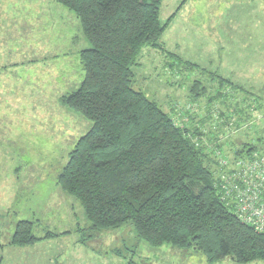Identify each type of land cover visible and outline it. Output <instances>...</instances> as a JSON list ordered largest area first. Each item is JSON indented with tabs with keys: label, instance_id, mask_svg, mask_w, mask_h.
Instances as JSON below:
<instances>
[{
	"label": "rangeland",
	"instance_id": "rangeland-1",
	"mask_svg": "<svg viewBox=\"0 0 264 264\" xmlns=\"http://www.w3.org/2000/svg\"><path fill=\"white\" fill-rule=\"evenodd\" d=\"M159 19L168 22L160 47L142 49L133 88L197 129L206 152L262 145L264 0H162ZM88 47L75 15L53 0H0V264H239L151 247L130 225L91 232L56 185L91 126L61 100L83 79L79 51ZM245 79L246 91L227 84ZM21 220L33 222L35 236H55L11 246Z\"/></svg>",
	"mask_w": 264,
	"mask_h": 264
},
{
	"label": "trees",
	"instance_id": "trees-1",
	"mask_svg": "<svg viewBox=\"0 0 264 264\" xmlns=\"http://www.w3.org/2000/svg\"><path fill=\"white\" fill-rule=\"evenodd\" d=\"M54 1L75 15L89 44L79 51L83 79L61 100L91 126L56 178L60 190L81 206L89 231L130 225L151 247L200 253L208 263L229 257L264 264V233L241 223L221 201L213 186L214 161L197 129L133 88L142 49L160 47L174 13L161 23L162 0ZM200 86L195 81L190 91ZM245 146L236 153L251 148ZM32 226L18 221L9 245L55 236H35Z\"/></svg>",
	"mask_w": 264,
	"mask_h": 264
},
{
	"label": "built area",
	"instance_id": "built-area-1",
	"mask_svg": "<svg viewBox=\"0 0 264 264\" xmlns=\"http://www.w3.org/2000/svg\"><path fill=\"white\" fill-rule=\"evenodd\" d=\"M213 186L237 219L264 233V143L240 154L208 151Z\"/></svg>",
	"mask_w": 264,
	"mask_h": 264
},
{
	"label": "crops",
	"instance_id": "crops-1",
	"mask_svg": "<svg viewBox=\"0 0 264 264\" xmlns=\"http://www.w3.org/2000/svg\"><path fill=\"white\" fill-rule=\"evenodd\" d=\"M53 1H54V0H53ZM54 2H55V1H54ZM46 3L48 4V2H46ZM260 57H261V55H260ZM176 59L178 60V62H180L179 60H181V59L178 58V57H176ZM178 65H179V64H178ZM258 77L264 79V77H262V76H258ZM222 80L225 81L224 79H222ZM227 84H230V85L232 84L233 87H235V86H239L241 90H245L244 87L247 86V85H250L251 82H249V80L245 79V80H242V83H241V84H239V83H237V82H235V81L227 80ZM245 91H246V90H245ZM63 233H64V232H63Z\"/></svg>",
	"mask_w": 264,
	"mask_h": 264
},
{
	"label": "water",
	"instance_id": "water-1",
	"mask_svg": "<svg viewBox=\"0 0 264 264\" xmlns=\"http://www.w3.org/2000/svg\"><path fill=\"white\" fill-rule=\"evenodd\" d=\"M150 1H153V0H150Z\"/></svg>",
	"mask_w": 264,
	"mask_h": 264
}]
</instances>
